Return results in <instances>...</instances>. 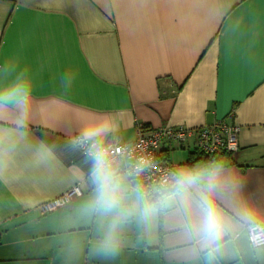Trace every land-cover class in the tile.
<instances>
[{"label":"crops","instance_id":"0c3cea01","mask_svg":"<svg viewBox=\"0 0 264 264\" xmlns=\"http://www.w3.org/2000/svg\"><path fill=\"white\" fill-rule=\"evenodd\" d=\"M232 111L234 155L161 146L177 173L168 192L98 171L75 141L130 142L140 125ZM75 186L66 207L42 212ZM258 223L264 0H0V264H264L248 234Z\"/></svg>","mask_w":264,"mask_h":264},{"label":"built area","instance_id":"2783aa9c","mask_svg":"<svg viewBox=\"0 0 264 264\" xmlns=\"http://www.w3.org/2000/svg\"><path fill=\"white\" fill-rule=\"evenodd\" d=\"M234 111L228 118H221L209 125L188 127L184 124L162 126L147 129L138 126L137 137L133 141L108 142L93 141L85 136H78L75 141L84 156L97 160L100 172L119 171L133 178L143 193L154 186L162 191L175 188L177 173L173 165L160 155L161 146L168 144L174 149L186 146L192 139L199 152L205 155L227 153L234 155L239 150L241 126L234 121ZM79 186L47 201L40 206L43 213L66 207L74 198L81 195ZM249 240L255 247L264 246V225L253 224L249 227Z\"/></svg>","mask_w":264,"mask_h":264},{"label":"clouds","instance_id":"9594fccd","mask_svg":"<svg viewBox=\"0 0 264 264\" xmlns=\"http://www.w3.org/2000/svg\"><path fill=\"white\" fill-rule=\"evenodd\" d=\"M20 94H23V87L17 89ZM206 212L202 221V228L206 234L216 233L219 229L218 213L211 205H206ZM114 247V245H112Z\"/></svg>","mask_w":264,"mask_h":264},{"label":"trees","instance_id":"16d2710c","mask_svg":"<svg viewBox=\"0 0 264 264\" xmlns=\"http://www.w3.org/2000/svg\"><path fill=\"white\" fill-rule=\"evenodd\" d=\"M202 156H204V158L206 157V158H214L216 155H205L204 153H202V152H199ZM132 180H133V182L135 183V185H136V182H135V180L133 179V178H131ZM168 192V191H167ZM1 242H2V238H1V233H0V244H1Z\"/></svg>","mask_w":264,"mask_h":264},{"label":"rangeland","instance_id":"374dc122","mask_svg":"<svg viewBox=\"0 0 264 264\" xmlns=\"http://www.w3.org/2000/svg\"><path fill=\"white\" fill-rule=\"evenodd\" d=\"M138 189V188H137ZM139 190V189H138Z\"/></svg>","mask_w":264,"mask_h":264}]
</instances>
